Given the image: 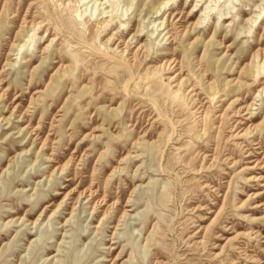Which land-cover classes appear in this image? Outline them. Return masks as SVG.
<instances>
[{"label": "rangeland", "instance_id": "rangeland-1", "mask_svg": "<svg viewBox=\"0 0 264 264\" xmlns=\"http://www.w3.org/2000/svg\"><path fill=\"white\" fill-rule=\"evenodd\" d=\"M0 264H264V0H0Z\"/></svg>", "mask_w": 264, "mask_h": 264}, {"label": "bare ground", "instance_id": "bare-ground-1", "mask_svg": "<svg viewBox=\"0 0 264 264\" xmlns=\"http://www.w3.org/2000/svg\"><path fill=\"white\" fill-rule=\"evenodd\" d=\"M164 6H165V4L163 3V4H162V8H163ZM160 10H161V9H160ZM160 10L158 9V10L156 11V13H159ZM167 10H168V9H164L162 15L166 14ZM168 14H169V13H168ZM157 15H158V14H157ZM162 15H161V16H162ZM158 25H160V23H159ZM164 29H166V27H164ZM164 29H163V30H164ZM156 30H157V29H156ZM168 33H169V31H167L165 34H168ZM159 34H160V33H159ZM157 35H158V34H157ZM160 35H161V34H160ZM156 39H157V38H156Z\"/></svg>", "mask_w": 264, "mask_h": 264}]
</instances>
